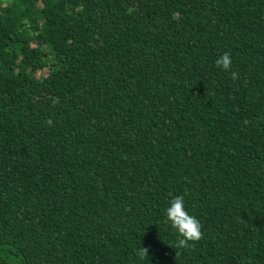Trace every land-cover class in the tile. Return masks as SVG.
Instances as JSON below:
<instances>
[{
	"label": "trees",
	"instance_id": "1",
	"mask_svg": "<svg viewBox=\"0 0 264 264\" xmlns=\"http://www.w3.org/2000/svg\"><path fill=\"white\" fill-rule=\"evenodd\" d=\"M0 264H264V0L0 5Z\"/></svg>",
	"mask_w": 264,
	"mask_h": 264
},
{
	"label": "clouds",
	"instance_id": "2",
	"mask_svg": "<svg viewBox=\"0 0 264 264\" xmlns=\"http://www.w3.org/2000/svg\"><path fill=\"white\" fill-rule=\"evenodd\" d=\"M231 64L232 60L230 54L227 52L223 53L216 60V65L224 70H228ZM231 75L233 79H236L238 74L233 72ZM46 123L51 126L53 122L51 119H48ZM165 215L170 227L177 234L176 241L171 245L175 250L190 248L195 242L203 238L202 226L195 216L190 215L186 211L183 196H174L170 200L169 206L165 210ZM136 256L141 261L145 260L149 257V248L141 246L136 250Z\"/></svg>",
	"mask_w": 264,
	"mask_h": 264
},
{
	"label": "rangeland",
	"instance_id": "3",
	"mask_svg": "<svg viewBox=\"0 0 264 264\" xmlns=\"http://www.w3.org/2000/svg\"><path fill=\"white\" fill-rule=\"evenodd\" d=\"M3 4H6L9 0H1Z\"/></svg>",
	"mask_w": 264,
	"mask_h": 264
},
{
	"label": "built area",
	"instance_id": "4",
	"mask_svg": "<svg viewBox=\"0 0 264 264\" xmlns=\"http://www.w3.org/2000/svg\"><path fill=\"white\" fill-rule=\"evenodd\" d=\"M7 4V3H6ZM6 4H3V2L0 0V5L5 6Z\"/></svg>",
	"mask_w": 264,
	"mask_h": 264
}]
</instances>
